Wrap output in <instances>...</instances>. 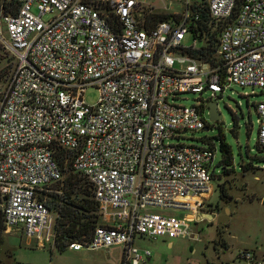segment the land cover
<instances>
[{
	"label": "built area",
	"instance_id": "1",
	"mask_svg": "<svg viewBox=\"0 0 264 264\" xmlns=\"http://www.w3.org/2000/svg\"><path fill=\"white\" fill-rule=\"evenodd\" d=\"M6 1L17 9L0 12V42L15 60L0 97L5 230L41 246L54 242L56 213L43 191L62 178L63 149L91 185L100 219L87 240L67 247L123 244L121 264H142L150 251L134 244L137 235L190 234L212 188L216 150L168 139L204 128L207 101L231 84L264 88V0H206L220 25L212 57H197L181 44L204 0H182L177 19L161 20L152 17V0ZM44 13L51 19L44 21ZM88 87L98 89L94 104L84 99ZM183 92H198L199 99L175 102ZM255 109L264 146V100ZM238 256L264 264L261 249Z\"/></svg>",
	"mask_w": 264,
	"mask_h": 264
},
{
	"label": "rangeland",
	"instance_id": "2",
	"mask_svg": "<svg viewBox=\"0 0 264 264\" xmlns=\"http://www.w3.org/2000/svg\"><path fill=\"white\" fill-rule=\"evenodd\" d=\"M151 2L158 12L169 14L183 10L182 0ZM33 10L37 12L36 8ZM51 17L50 13L42 15L44 21ZM181 44L184 47L200 46L202 40L188 30ZM14 63V57L0 42V97L9 81ZM203 96L207 97L208 93ZM84 99L87 103L94 104L98 99V89L88 87L84 92ZM198 99V92H183L175 102L192 104ZM213 100L217 102L221 112L220 120H211L206 110L204 117L207 129L186 130L176 133L180 136L168 139V142L200 146L210 145V141L216 146L211 164L214 168V175L210 180L212 188L201 208L204 215L190 221V234L187 235L157 238L137 235L134 244L150 251V259L145 264H248L238 256L240 250L247 248L264 251V147L258 143V114L255 109L256 102L264 100V88L231 84ZM220 131L236 154L234 168L230 171H225L218 164L221 157L218 137ZM244 163L248 164L247 169H243ZM66 174L67 171L63 176ZM60 185V182L49 185L47 191L60 192L56 189ZM149 209L179 216L191 213L188 208L161 209L150 206ZM1 235L0 264H121L123 258V244L98 248L83 246L77 250L65 247L60 250L53 242L47 241L41 246L20 233H7L5 226Z\"/></svg>",
	"mask_w": 264,
	"mask_h": 264
},
{
	"label": "trees",
	"instance_id": "3",
	"mask_svg": "<svg viewBox=\"0 0 264 264\" xmlns=\"http://www.w3.org/2000/svg\"><path fill=\"white\" fill-rule=\"evenodd\" d=\"M205 2L206 0L203 1L204 5L202 8L193 11L191 20L189 21V30L195 37L199 38L203 37L204 33L208 43L206 46L201 45L199 48H185L187 52L197 57H212L220 30V25H215L209 17ZM0 9L2 11L15 12L17 4L12 1L1 0ZM196 14L197 17H195ZM152 17L154 20L177 19L173 13L167 14L157 11L153 13ZM204 47H206V50H204ZM218 126L221 128L220 125ZM218 137L219 149L221 152L218 164L222 165L225 171H230L234 168L236 154L232 145L225 140L221 131L218 133ZM208 142L212 147H215L216 150L215 144L210 141ZM60 153L62 154L60 158L62 173L64 174L65 171H67V174L66 176L62 175L60 180L52 183H61V185L56 188L59 189L60 192H48L49 190H44L43 198H45L47 205L56 213L53 243L58 249L62 250L67 247L68 243L71 241L87 240L91 236L95 225L99 223V214L97 202L92 195L91 185L83 176L74 171L71 161L65 159L67 151L60 149ZM247 168L248 164L244 163L243 169ZM213 175L214 168L212 167V177ZM3 229L4 224L2 217H0V241L2 237L1 231H3Z\"/></svg>",
	"mask_w": 264,
	"mask_h": 264
},
{
	"label": "water",
	"instance_id": "4",
	"mask_svg": "<svg viewBox=\"0 0 264 264\" xmlns=\"http://www.w3.org/2000/svg\"><path fill=\"white\" fill-rule=\"evenodd\" d=\"M207 111L209 114V118L213 121H218L221 119V112L218 110L217 102L213 99L207 101ZM208 126H204V129H207ZM262 203L264 204V197L262 199Z\"/></svg>",
	"mask_w": 264,
	"mask_h": 264
},
{
	"label": "crops",
	"instance_id": "5",
	"mask_svg": "<svg viewBox=\"0 0 264 264\" xmlns=\"http://www.w3.org/2000/svg\"><path fill=\"white\" fill-rule=\"evenodd\" d=\"M201 215H204V212H202ZM6 232H7V233H11V232H8V231H6ZM149 259H150V258H147L142 264L147 263ZM233 264H235V263L233 262Z\"/></svg>",
	"mask_w": 264,
	"mask_h": 264
}]
</instances>
